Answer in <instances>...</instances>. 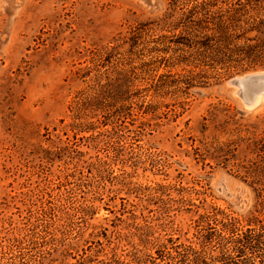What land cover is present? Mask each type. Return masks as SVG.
<instances>
[{"label":"rangeland","instance_id":"374dc122","mask_svg":"<svg viewBox=\"0 0 264 264\" xmlns=\"http://www.w3.org/2000/svg\"><path fill=\"white\" fill-rule=\"evenodd\" d=\"M248 1L0 0V264L134 261L199 248L214 218L264 224V100L229 84L264 69L186 88L178 58L194 22Z\"/></svg>","mask_w":264,"mask_h":264},{"label":"trees","instance_id":"16d2710c","mask_svg":"<svg viewBox=\"0 0 264 264\" xmlns=\"http://www.w3.org/2000/svg\"><path fill=\"white\" fill-rule=\"evenodd\" d=\"M244 18L243 32H238V23ZM197 34L181 35L177 44L185 47L179 55L180 61L193 66L194 70L186 71V88L193 86L197 79L205 74V68L221 69L228 76L264 69V0H249L246 6L233 8L225 16L199 19L194 22ZM203 30L206 32L202 33ZM256 31L262 36L247 38V32ZM246 39L243 45L235 42ZM197 39V40H195ZM235 44V45H234ZM186 48L191 49L186 50ZM264 205V201H263ZM210 219V218H209ZM220 224L219 229L210 228L206 233L199 230V248L177 245L157 255L135 257L134 261L113 256L110 259L89 258L74 264H256L248 255L264 252V224H247L246 230H240L230 221L225 223L214 218ZM216 243L222 252L212 257L205 255L206 247ZM260 264H264L263 261Z\"/></svg>","mask_w":264,"mask_h":264},{"label":"water","instance_id":"95a60500","mask_svg":"<svg viewBox=\"0 0 264 264\" xmlns=\"http://www.w3.org/2000/svg\"><path fill=\"white\" fill-rule=\"evenodd\" d=\"M229 84L238 89V94L249 107L264 100V71L234 77Z\"/></svg>","mask_w":264,"mask_h":264},{"label":"bare ground","instance_id":"6f19581e","mask_svg":"<svg viewBox=\"0 0 264 264\" xmlns=\"http://www.w3.org/2000/svg\"><path fill=\"white\" fill-rule=\"evenodd\" d=\"M253 107V106H252Z\"/></svg>","mask_w":264,"mask_h":264}]
</instances>
